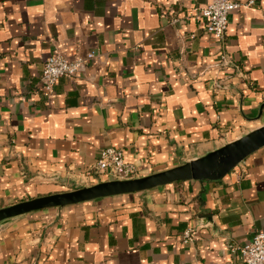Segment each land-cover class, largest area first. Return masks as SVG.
<instances>
[{"label":"crops","instance_id":"0c3cea01","mask_svg":"<svg viewBox=\"0 0 264 264\" xmlns=\"http://www.w3.org/2000/svg\"><path fill=\"white\" fill-rule=\"evenodd\" d=\"M209 2L0 0V208L108 181L86 176L105 148L138 178L264 125V0L232 12L221 41L197 18ZM90 52L76 77L41 90L49 56ZM259 232L264 148L219 182L11 219L0 264H241L229 247Z\"/></svg>","mask_w":264,"mask_h":264},{"label":"water","instance_id":"95a60500","mask_svg":"<svg viewBox=\"0 0 264 264\" xmlns=\"http://www.w3.org/2000/svg\"><path fill=\"white\" fill-rule=\"evenodd\" d=\"M264 102L259 106V114ZM264 148V125L249 130L221 147L161 172L144 177L117 179L83 186L68 192L43 196L0 208V226L33 212L58 209L113 196L146 192L178 182H219L243 161Z\"/></svg>","mask_w":264,"mask_h":264},{"label":"built area","instance_id":"2783aa9c","mask_svg":"<svg viewBox=\"0 0 264 264\" xmlns=\"http://www.w3.org/2000/svg\"><path fill=\"white\" fill-rule=\"evenodd\" d=\"M255 4V0L239 3L234 0H210L202 8L197 18L204 22V30L216 40H223L232 12L241 8H248ZM96 58L94 52L85 56H77L68 61L59 54L49 56L43 66L39 85L43 92L50 94L60 78H74L82 69ZM227 58H220L221 64L226 63ZM237 168L233 169L234 172ZM231 171V172H232ZM86 176H97L108 180L136 178L137 170L132 164L124 161L123 151L112 147L101 150L90 172ZM192 229L183 232L182 243L187 244L192 240ZM232 253H238L241 264H264V233H256L251 240L241 247H229Z\"/></svg>","mask_w":264,"mask_h":264}]
</instances>
